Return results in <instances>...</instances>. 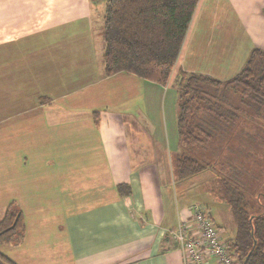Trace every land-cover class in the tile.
<instances>
[{
    "label": "crops",
    "instance_id": "0c3cea01",
    "mask_svg": "<svg viewBox=\"0 0 264 264\" xmlns=\"http://www.w3.org/2000/svg\"><path fill=\"white\" fill-rule=\"evenodd\" d=\"M105 13L106 0H0V183L25 221L0 250L18 264H182L171 232L201 203L190 183H220L174 175L167 92L179 69L226 78L264 48V0H199L166 85L105 74Z\"/></svg>",
    "mask_w": 264,
    "mask_h": 264
},
{
    "label": "trees",
    "instance_id": "16d2710c",
    "mask_svg": "<svg viewBox=\"0 0 264 264\" xmlns=\"http://www.w3.org/2000/svg\"><path fill=\"white\" fill-rule=\"evenodd\" d=\"M198 1L106 0L105 74L124 71L166 85ZM175 84L182 102L174 175L182 180L210 170L219 176L214 186L236 226L227 242L242 264H264V48L252 49L228 79L179 69ZM24 234L23 211L11 202L0 219V246L17 245ZM0 264L18 263L0 250Z\"/></svg>",
    "mask_w": 264,
    "mask_h": 264
},
{
    "label": "built area",
    "instance_id": "2783aa9c",
    "mask_svg": "<svg viewBox=\"0 0 264 264\" xmlns=\"http://www.w3.org/2000/svg\"><path fill=\"white\" fill-rule=\"evenodd\" d=\"M171 236L180 249L182 264H242L203 204H193L191 219L181 220Z\"/></svg>",
    "mask_w": 264,
    "mask_h": 264
},
{
    "label": "rangeland",
    "instance_id": "374dc122",
    "mask_svg": "<svg viewBox=\"0 0 264 264\" xmlns=\"http://www.w3.org/2000/svg\"><path fill=\"white\" fill-rule=\"evenodd\" d=\"M195 58H197V56H194ZM198 58H200V56H198ZM194 60V59H193ZM201 60V59H200ZM195 62H197V59L195 60ZM210 72H207L206 74L210 75V76H214L216 78L225 80L228 79L229 77L234 75V72H230L231 74H229V76H226V78H224L223 75H218V74H209ZM223 77V78H222ZM228 77V78H227ZM163 94V93H162ZM165 96V93H164ZM167 97L169 98V104H166V109H167V123H168V127L171 128V126L176 129L177 128V117L180 111V105L182 102L181 99V93L179 91V87L178 85L170 88L167 92ZM176 109V112H175ZM162 110L159 111L160 114V120L158 122L159 126L161 127V123H162ZM154 116V114H153ZM172 116V119H171ZM174 124V125H173ZM172 130V129H170ZM177 130V129H176ZM177 132V131H176ZM176 140L173 142V144L175 145V147H178L181 149V144L180 142V135L178 134V132L176 133ZM179 143V144H178ZM1 187H0V215L3 213V207L5 205H8L9 202L11 201H15V204L19 206V204H17V198L21 197V193L19 191L15 192L12 189H6L5 187V183H0ZM169 185H171V183H169ZM217 186V183H213V182H197V181H193L190 183V190L192 194V200L196 201V202H201V203H206L211 205L212 207V211L214 213V220H215V224L219 225L223 228L224 230V237L227 238L228 236H233L235 234V230H236V226L233 220V216L231 214V209L230 207H222V203L219 200L218 196L221 194H215L217 193V189L215 188V186ZM187 185L185 183L180 184L177 187V193L181 194L182 193V188L186 187ZM207 189L208 192L210 194H201L199 193L200 190H204ZM172 190V193H174V188L173 185L170 186V189ZM176 191V190H175ZM19 202V201H18ZM215 202V203H214ZM214 205H218L217 209L213 208ZM20 207V206H19ZM219 209L220 214H218L217 210Z\"/></svg>",
    "mask_w": 264,
    "mask_h": 264
},
{
    "label": "water",
    "instance_id": "95a60500",
    "mask_svg": "<svg viewBox=\"0 0 264 264\" xmlns=\"http://www.w3.org/2000/svg\"><path fill=\"white\" fill-rule=\"evenodd\" d=\"M245 263V262H244Z\"/></svg>",
    "mask_w": 264,
    "mask_h": 264
}]
</instances>
